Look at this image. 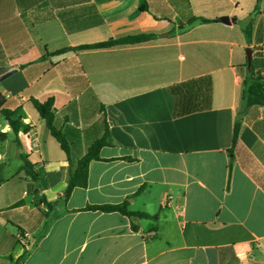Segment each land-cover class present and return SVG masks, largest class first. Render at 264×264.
I'll list each match as a JSON object with an SVG mask.
<instances>
[{
	"label": "crops",
	"instance_id": "obj_1",
	"mask_svg": "<svg viewBox=\"0 0 264 264\" xmlns=\"http://www.w3.org/2000/svg\"><path fill=\"white\" fill-rule=\"evenodd\" d=\"M147 1L0 0V92L22 145L1 116L0 264H264L263 106L230 150L248 48L264 75V0H189L211 22L184 32L174 0ZM141 33L156 38L74 49ZM204 76L210 108L174 117L169 88ZM195 91L186 105L205 106ZM50 98L74 162L111 134L67 200V154L33 104ZM123 202L158 219L86 210Z\"/></svg>",
	"mask_w": 264,
	"mask_h": 264
},
{
	"label": "trees",
	"instance_id": "obj_2",
	"mask_svg": "<svg viewBox=\"0 0 264 264\" xmlns=\"http://www.w3.org/2000/svg\"><path fill=\"white\" fill-rule=\"evenodd\" d=\"M176 3V12L180 16L179 20V30L184 32L196 23H209L211 20H207L202 17L195 16L192 14L191 5L189 0H174ZM261 0H257L256 10H259V4ZM139 7L141 11H147L149 9V3L147 0H139ZM162 17L171 23H174L173 13H169L167 10L162 11ZM156 38L154 34H132L126 35L119 38L110 39L107 41L82 45L74 48L75 50H95V49H111L120 46L126 45H139L147 43ZM69 50V48L61 49L55 54H62ZM196 90L199 88L202 89V95L206 94V105L205 106H187L186 103L190 102L194 98H198ZM171 94L174 96V117H180L197 111L210 108V100L212 93V80L210 76H204L198 79H192L180 84L173 85L169 88ZM6 98L0 92V114L4 119L10 124L12 131L15 135V142L21 148V142L18 139V132L20 130V122L14 121L12 119V112L5 108ZM34 107L40 115V118L46 123V126L50 130L53 137L59 142L62 149L65 151L68 157V161L71 166L70 170V182L65 190L64 197L65 200L69 199L73 190L77 187H87L88 184V173L89 165L94 160H100V151L104 146L111 144V134L108 126H106V131L104 135L97 139L89 148L87 153L78 159L77 161L72 160L70 144L66 135L58 129L56 126V108L55 101L53 98L48 99L47 101L40 102L33 100ZM263 106L264 107V75L261 71L256 70L255 65L253 64L251 69L248 71L247 75L243 80V94H242V104L240 112L235 122L234 131H233V140H232V150L238 143L240 132L242 129V116L247 109L252 106ZM0 138H7L6 134L0 132ZM33 177H36L33 174ZM43 203L47 207H51V204L43 198ZM86 210L102 211V212H119L129 217H138L146 219H158V214L150 215L144 212H135L128 209V202H123L116 205H94L88 206Z\"/></svg>",
	"mask_w": 264,
	"mask_h": 264
},
{
	"label": "water",
	"instance_id": "obj_3",
	"mask_svg": "<svg viewBox=\"0 0 264 264\" xmlns=\"http://www.w3.org/2000/svg\"><path fill=\"white\" fill-rule=\"evenodd\" d=\"M221 21L227 25H230L233 21H235V19L229 18L228 16H224L221 18ZM247 60H248V68L251 69L253 65V51L251 48L247 49Z\"/></svg>",
	"mask_w": 264,
	"mask_h": 264
},
{
	"label": "built area",
	"instance_id": "obj_4",
	"mask_svg": "<svg viewBox=\"0 0 264 264\" xmlns=\"http://www.w3.org/2000/svg\"><path fill=\"white\" fill-rule=\"evenodd\" d=\"M0 118H1V114H0Z\"/></svg>",
	"mask_w": 264,
	"mask_h": 264
},
{
	"label": "rangeland",
	"instance_id": "obj_5",
	"mask_svg": "<svg viewBox=\"0 0 264 264\" xmlns=\"http://www.w3.org/2000/svg\"><path fill=\"white\" fill-rule=\"evenodd\" d=\"M186 56V54H184Z\"/></svg>",
	"mask_w": 264,
	"mask_h": 264
}]
</instances>
